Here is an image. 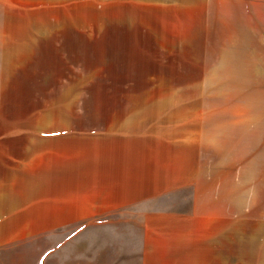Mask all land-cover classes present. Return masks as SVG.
Returning <instances> with one entry per match:
<instances>
[{
  "label": "rangeland",
  "instance_id": "obj_1",
  "mask_svg": "<svg viewBox=\"0 0 264 264\" xmlns=\"http://www.w3.org/2000/svg\"><path fill=\"white\" fill-rule=\"evenodd\" d=\"M0 264H264V0H0Z\"/></svg>",
  "mask_w": 264,
  "mask_h": 264
}]
</instances>
